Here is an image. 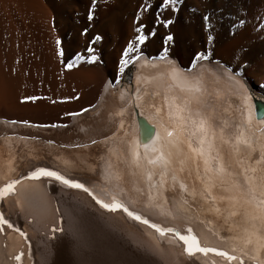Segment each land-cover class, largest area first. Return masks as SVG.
Wrapping results in <instances>:
<instances>
[{"label": "bare ground", "instance_id": "1", "mask_svg": "<svg viewBox=\"0 0 264 264\" xmlns=\"http://www.w3.org/2000/svg\"><path fill=\"white\" fill-rule=\"evenodd\" d=\"M159 2L0 0V186L35 164L107 174L151 222L183 225L181 234L190 227L202 247L237 256L230 264H264V120L255 119L250 93L264 98V31H254L264 0H178L174 13L161 16L171 20L167 27L154 20ZM142 4L152 10L141 12ZM139 24L153 35L120 73ZM196 53L208 58L193 64ZM76 54L84 59L68 68ZM235 72L242 75L230 80ZM165 98L185 107L189 122L178 142L164 136L179 127ZM139 119L158 125L155 146L170 154L166 168L148 164L151 141L138 149L139 166L132 162L127 142ZM201 119L203 155L188 148L200 147L190 121ZM18 181L0 197V214L14 216L25 235L2 226L0 264H229L214 252L189 255L172 234L160 237L54 180ZM17 253L20 262L10 258Z\"/></svg>", "mask_w": 264, "mask_h": 264}, {"label": "snow or ice", "instance_id": "2", "mask_svg": "<svg viewBox=\"0 0 264 264\" xmlns=\"http://www.w3.org/2000/svg\"><path fill=\"white\" fill-rule=\"evenodd\" d=\"M93 3H95V0H93ZM178 6V0H160L159 4L155 7V14H154V20L156 23H162L164 27H167L169 23H171L170 19H161V16L163 15L164 12L170 11V12H175L177 10ZM152 8L151 6H145L141 5V12H147L151 11ZM140 13H137V17H139ZM88 19H92V13L91 10L88 13ZM205 20L208 19V17H204ZM240 24H244L245 21L241 20L239 21ZM145 25L144 24H139L134 28L135 33H137L132 40L128 42L127 47L123 50V57L119 61L120 68L119 72L123 73L125 72V68L132 64L133 61H137V55L140 50V44H143L144 41L146 40L147 36L153 35V31H149L148 33H143ZM255 30H260L264 31V17H259L258 18V24L254 27ZM96 39H99V37H96ZM168 40L171 39V37H167ZM211 39V37H209ZM138 42V43H137ZM57 44L60 43L59 40L56 41ZM89 52H91V48L88 49ZM132 53L133 55H129ZM167 55V50L165 49L164 52L160 54V59H163ZM208 57L202 53H196L195 59L193 60V64H195L196 60L199 59H207ZM84 59V57L80 56L79 54H76L74 58H70L66 62V66L68 68H72L74 63L77 61ZM88 62L91 63L92 61L96 60V56L92 55L89 56ZM138 62V61H137ZM239 67L243 68L244 65H239ZM187 71V69H185ZM227 71L231 72V69H228ZM118 75V74H117ZM174 79L176 77L175 70L173 73L170 74ZM242 73L235 72L233 73V76H229V79L232 80L234 77H239L241 76ZM236 86L244 90L245 92L247 91V88L245 87V83L242 80H235ZM190 91H194L196 93L199 92L198 88L191 89ZM114 94V93H113ZM35 97H27V99H34ZM141 97L136 96L137 103L135 105L136 108H140L141 105L139 103ZM245 100H247V96L244 97ZM127 103H131V99L127 101ZM165 107L169 108L168 115L170 119L176 123H179L178 128H165L164 129V136L170 141H173V138H176V142L179 141V135L186 129V124L189 122L188 118L183 116L182 113L185 111V107L182 105H177L174 100L173 102L169 105L167 102V98H165ZM157 113L159 114L160 109L156 110ZM197 117L200 116L199 112L194 113ZM259 116L262 120H264V106H262L259 110ZM196 130V132H199L201 134L200 136V147L199 148H193L191 142L188 143V148L192 152H199L201 155H203V145L205 143V136L207 135L206 132V127H205V121L204 120H199L198 122L196 121H190ZM10 123H16V121H10ZM22 123H27V121H23ZM123 121H121V124ZM55 126V125H54ZM136 134L131 136V138L128 140V147L131 152V157H132V162L134 164L138 165V157H139V151L138 149L143 146L147 150L148 142L151 141L153 143V147L151 149L153 156L151 159L148 160V164L156 166L159 164H163L165 168L168 166L169 163V158L170 154H165L161 148L156 147L158 143L161 142L162 137L159 135V132L157 131L158 125L155 123H152L150 120L146 122L145 119H139L136 122ZM195 132L193 133V135ZM95 143V141H93ZM207 163V161H205ZM40 177H49L53 178L56 181H59L63 185L73 188V189H80L83 192L87 193L94 201L96 204H98L101 208L108 209L110 211L115 212L116 210L120 209L124 213L127 214L128 217L132 218L133 220L139 221L140 223L147 225L149 228L154 229L157 234H159L160 237H164L166 234H172L174 237H176L178 240L183 242L184 245V251L191 255L193 252H200V253H209V252H214L216 255L221 256L225 259V261L230 262L233 260H237V256L235 255H229L228 252L226 251H218L216 248L213 247H207V246H201L197 237L193 235L192 229L189 227L186 229V234H181L180 227H183V225H180L179 227L175 224H164L162 226L161 223L158 222H151L149 219L145 218L144 216L138 214L135 210H130L127 205H125L121 200H119L115 195H110L108 200L106 201L105 199L101 198L100 196L96 195L94 191L85 186V184L77 182L76 180L72 178H66L65 176L61 175L59 172L55 170H50L46 167H36L34 171H30L28 174L27 178L30 179H38ZM149 181L151 182L152 176L149 175L148 177ZM175 180V177H173ZM19 181L16 179H9L6 183H4L2 186H0V197L7 196L9 193L14 192L15 185L18 184ZM163 180H161V187L163 186ZM181 191L184 190L185 185L180 184L179 185ZM102 192L107 193L106 188L101 189ZM264 202V201H262ZM169 216H171V213H168ZM7 226L8 229H11L13 231H19L18 229L14 228V226L7 220L5 217L0 214V232H3V227L2 226ZM25 233L20 232V236H24ZM11 259H14L17 262H20L21 260V254L17 253L14 256L10 257ZM255 258L253 257V260ZM239 264H243V261L240 260Z\"/></svg>", "mask_w": 264, "mask_h": 264}, {"label": "water", "instance_id": "3", "mask_svg": "<svg viewBox=\"0 0 264 264\" xmlns=\"http://www.w3.org/2000/svg\"><path fill=\"white\" fill-rule=\"evenodd\" d=\"M179 64H181L183 67H187L181 62H179ZM129 80H130V72H126V74L123 76V82H127ZM250 93H251L252 102H253L254 117L255 119H261L259 116V110L262 106H264V98L258 95V93L252 91L251 89H250Z\"/></svg>", "mask_w": 264, "mask_h": 264}, {"label": "rangeland", "instance_id": "4", "mask_svg": "<svg viewBox=\"0 0 264 264\" xmlns=\"http://www.w3.org/2000/svg\"><path fill=\"white\" fill-rule=\"evenodd\" d=\"M246 84V83H245ZM253 91H255V90H253ZM257 92V91H256ZM258 93V92H257ZM260 94V93H259ZM261 95V94H260Z\"/></svg>", "mask_w": 264, "mask_h": 264}]
</instances>
